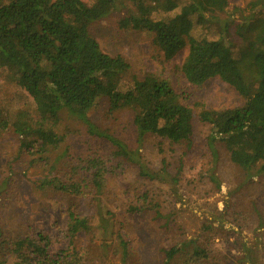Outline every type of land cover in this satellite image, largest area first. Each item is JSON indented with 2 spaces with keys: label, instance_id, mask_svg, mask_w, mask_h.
I'll use <instances>...</instances> for the list:
<instances>
[{
  "label": "rangeland",
  "instance_id": "1",
  "mask_svg": "<svg viewBox=\"0 0 264 264\" xmlns=\"http://www.w3.org/2000/svg\"><path fill=\"white\" fill-rule=\"evenodd\" d=\"M146 5L148 8L139 10L122 2L116 11L91 26L90 33L102 50L111 57L124 58L134 74L155 73L168 79L175 91L184 95L185 104L195 111L199 105L209 110L242 106L238 93L219 79L198 88L185 81L178 69L187 56V47L166 62L151 34L120 26L126 17L145 11H150L155 20L167 21L182 8L167 12L164 3ZM213 9L204 14L209 21L195 26L191 35L211 41L223 37L231 43L234 57L240 59L248 40L242 36L243 28L237 30L238 26L264 19L263 7L256 0H229L225 7L215 4ZM22 112L35 116L33 100L2 69L0 123H9L0 130L2 264H17L12 244L38 233L51 239L52 249L65 250V213L70 206L88 218L92 227L91 232L80 233L76 238L81 264H122L118 234L127 244L124 264H163V250L191 241L205 247L219 264H250L247 255L251 264H264V174L255 170L251 180H247L220 144L216 145L218 155L213 158L208 146L211 128L197 117L189 142L172 145L155 136L139 141L131 112L110 113L106 98L99 99L88 113L100 131L134 152L145 173L167 174L165 179L152 181L139 174L137 164L119 162L107 141L88 134L82 122L66 112L60 115L56 127L61 141L48 154L49 160L39 158V152L31 157L20 150L19 138L10 125ZM95 159L104 162L107 169L101 193L89 184L80 195L67 197L40 185L45 178L77 182L78 173H87L89 162ZM151 202L159 206L160 217L149 208ZM137 205L142 210L131 211Z\"/></svg>",
  "mask_w": 264,
  "mask_h": 264
},
{
  "label": "trees",
  "instance_id": "2",
  "mask_svg": "<svg viewBox=\"0 0 264 264\" xmlns=\"http://www.w3.org/2000/svg\"><path fill=\"white\" fill-rule=\"evenodd\" d=\"M88 1L90 4L82 0H0V70L5 69L35 105L34 117L22 112L10 123L19 138L20 150L31 157L39 152V158L49 160L48 154L61 141L56 127L60 115L66 112L81 121L88 134L107 141L119 162L137 164L139 174L149 180L165 179L166 173H145L127 145L91 122L88 113L99 99L106 98L110 113L131 112L139 141L155 136L172 145L189 142L197 117L211 128L208 146L213 158L217 157L216 145L220 144L247 180H251L255 170L264 174L263 18L238 26L237 30L243 28L242 36L248 44L242 57L236 59L231 43L223 37L211 41L191 35L195 26L209 21L204 14L212 12L215 4L225 7L229 0ZM125 1L139 10L148 8L147 3H164L167 12L182 6L180 13L167 21L155 20L150 11H145L126 17L120 26L151 34L166 62L187 47V56L178 69L185 81L198 88L219 79L238 93L243 105L224 110L199 105L195 111L185 104L184 95L175 91L168 79L155 73L134 74L124 58L106 54L90 28ZM256 3L264 9V0ZM8 126L2 122L0 130ZM96 159L89 162L87 173H78L77 182L45 178L40 185L67 197L80 195L89 184L101 193L107 169L104 162ZM170 178L175 182V178ZM148 206L156 217L161 216L158 205L151 202ZM141 210L139 205L131 208L133 212ZM65 217V250L52 249L51 239L38 233L12 244L17 264H81L76 238L80 233L91 232L90 220L77 214L72 206L67 208ZM116 240L124 264L127 244L120 234ZM163 254V264H219L195 241L165 249ZM247 256V262L252 263Z\"/></svg>",
  "mask_w": 264,
  "mask_h": 264
}]
</instances>
